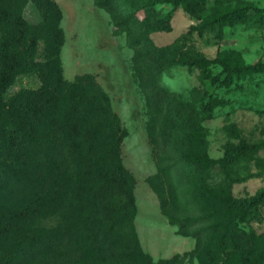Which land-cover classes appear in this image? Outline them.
I'll use <instances>...</instances> for the list:
<instances>
[{"label": "rangeland", "instance_id": "374dc122", "mask_svg": "<svg viewBox=\"0 0 264 264\" xmlns=\"http://www.w3.org/2000/svg\"><path fill=\"white\" fill-rule=\"evenodd\" d=\"M56 2L64 32L58 46L52 25L42 21L32 0H0L29 26L20 47L25 49L31 36L38 41L32 61L15 75L5 97L37 89L48 72L45 81L58 89L78 80L43 123L57 148L78 152L75 146L84 143L76 135L88 127L81 117L94 114L96 106L103 109L96 112L101 115L96 133L105 138L118 131L136 208L111 224L84 211L74 236L63 231V239L50 235L55 218H45L40 227L51 239L39 241L29 257L17 250L14 264H264V200L243 214L225 206L228 199L264 188V68L226 84L218 62H264V0H181L174 8L155 1L150 12L138 9L131 19L125 0ZM172 8L167 29L143 32L148 13L161 17ZM235 8L243 10L236 21L206 25ZM12 38L19 36L0 20V42ZM199 57L210 62L170 63ZM87 82L105 99L79 100ZM62 155L67 157L66 151ZM28 156L36 176L27 183L34 187L12 184L15 194L28 197L23 203L33 201L49 173L79 167L73 158L55 164L58 154L51 149L41 160ZM204 213L213 214L188 227L168 219V214Z\"/></svg>", "mask_w": 264, "mask_h": 264}, {"label": "trees", "instance_id": "16d2710c", "mask_svg": "<svg viewBox=\"0 0 264 264\" xmlns=\"http://www.w3.org/2000/svg\"><path fill=\"white\" fill-rule=\"evenodd\" d=\"M32 1L40 9L42 21L52 25L55 45H61L64 32L58 25L62 16L58 3L56 0ZM125 1L128 7L126 17L131 19L135 18L138 9L149 11L148 7L152 2L168 1L174 8L181 0ZM173 8L161 17L148 13L143 21V32L148 34L157 29H167ZM242 11L239 8L226 10L206 25L230 24L240 18ZM0 20L11 27L14 37L19 36V38L0 42V264H14L17 250L20 251L18 255L23 254L29 257L30 254L35 253V248L39 246L42 239H51L49 237L51 233L54 239H63L60 236L63 231L74 236L75 221L84 211L95 214L94 216H97L102 223L111 224L119 221L127 213L133 214L136 206L133 194L134 179L121 162L118 131H112L105 138H102L101 132L96 133V117L101 119V115H96V112H101L103 109L96 106L95 110L93 109L94 114H84L81 117L88 127L81 135H76V137L80 136V141L84 143V146L81 144L75 146L79 148L78 152L70 153L73 147L67 148L66 145L60 149L57 148L53 141L54 136L48 134V129L43 122L48 115L53 117L52 112L55 113L56 104L62 105L66 92L68 94L74 86L78 85V80L67 85L61 81L65 86L58 89L56 84L45 81L48 72L44 78L42 75V85L37 89L19 93L18 100L15 95L11 96L10 100L5 97V92L15 75L26 71L28 61H32L38 41L36 36H31L32 42L25 49L20 47V43L21 45L26 43L29 26L21 14L11 10L9 6L0 4ZM201 62L207 64L210 59L199 57L194 61L183 59L170 61L171 64H200ZM218 62L222 65V71L225 74L221 81L226 84L232 82L234 77L264 68V62L250 65H228L223 61ZM81 86L83 93H79V100L82 102L85 99L89 103L94 99H105V94L97 86L96 90L89 82L82 83ZM102 128L106 129L107 125L104 124L100 127ZM64 134L65 131L62 129L61 136ZM161 135L165 136V132ZM50 149L54 150V154H58L55 164L61 166L64 160L73 158L79 167L66 173H60L61 171L49 173L48 182L42 183L33 201L23 203L25 199L28 200V197L15 194L12 184L15 182L22 187L33 188L35 183H29V185L27 183L30 177L36 176L30 172V167L34 164L28 162V155L37 156L38 160H41V156H47ZM65 151L67 157L61 156ZM263 200L264 188L244 199H228L225 206L243 214ZM18 205L21 206L19 210H17ZM212 214L204 213L193 217L168 214V219L180 227H188L202 219L210 218ZM50 217L55 218V225L50 227L48 236L40 225L43 219ZM13 239L29 240L28 244H25Z\"/></svg>", "mask_w": 264, "mask_h": 264}]
</instances>
